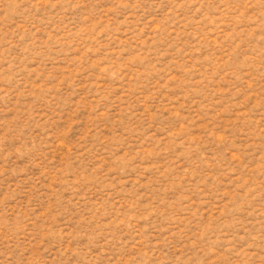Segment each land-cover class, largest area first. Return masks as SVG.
Segmentation results:
<instances>
[{
	"label": "rangeland",
	"instance_id": "1",
	"mask_svg": "<svg viewBox=\"0 0 264 264\" xmlns=\"http://www.w3.org/2000/svg\"><path fill=\"white\" fill-rule=\"evenodd\" d=\"M0 264H264V0H0Z\"/></svg>",
	"mask_w": 264,
	"mask_h": 264
}]
</instances>
